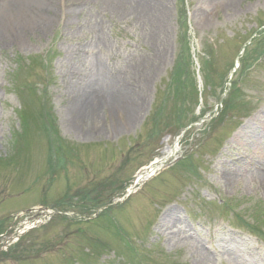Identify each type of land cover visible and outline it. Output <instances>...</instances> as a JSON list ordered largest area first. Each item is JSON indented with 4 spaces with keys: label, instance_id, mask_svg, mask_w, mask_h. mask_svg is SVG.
Returning a JSON list of instances; mask_svg holds the SVG:
<instances>
[{
    "label": "rangeland",
    "instance_id": "rangeland-1",
    "mask_svg": "<svg viewBox=\"0 0 264 264\" xmlns=\"http://www.w3.org/2000/svg\"><path fill=\"white\" fill-rule=\"evenodd\" d=\"M42 1L51 10L0 0V6L12 7L0 24V235H13L32 219L25 211L42 202L67 219L51 216L6 253L0 251V264H131L143 257L145 264H223L229 249L238 252L234 264H264V183L242 163L253 140H264V0H189L188 44L181 40V0ZM250 37L255 40L247 66L235 76L236 106L218 121L219 87ZM187 47L190 53L196 48L214 90L205 89L200 108L206 112L185 141L177 140L171 125L174 98L167 86L174 59L180 50L186 56ZM186 68L195 76L194 65ZM184 92L189 112H199L191 83ZM117 96L122 102L113 104ZM21 101L28 127L14 114ZM161 105L157 128L152 117ZM45 113L55 132L41 130ZM56 138L64 150L50 153L48 140ZM75 138L80 140L74 145ZM105 138L112 142L98 141ZM166 147L176 157H192L197 166L196 178L183 179V170L175 169L169 185L153 191L161 199L176 193L178 206L162 211L151 195L164 174L130 203L92 221L97 205L89 199L98 196L108 204L122 195L138 168L162 157ZM67 190L62 205L58 201ZM256 205L261 213L253 221L250 208ZM136 239L141 241L133 253ZM205 242L207 248L200 247Z\"/></svg>",
    "mask_w": 264,
    "mask_h": 264
},
{
    "label": "bare ground",
    "instance_id": "bare-ground-1",
    "mask_svg": "<svg viewBox=\"0 0 264 264\" xmlns=\"http://www.w3.org/2000/svg\"><path fill=\"white\" fill-rule=\"evenodd\" d=\"M26 2H31V3H33L34 2V4H38L39 6H40V9L41 10H47V11H49V10H51V9H47L45 6H47V4L46 3H44L42 0H14V6H16V4L15 3H20V4H22V5H24L25 6V4H26ZM2 6V5H1ZM0 6V16H4V15H8L9 14V12L11 11V9H12V7H11V5H9L8 3L6 4H4V6H2L1 7ZM10 15V14H9ZM41 21V20H40ZM0 23H1V19H0ZM38 23V22H37ZM38 25V24H37ZM88 90H90V88L88 89ZM87 90V91H88ZM95 94H93V97H94V95H96L97 96V93L96 92H94ZM110 96H111V94H110ZM97 97H99V95L97 96ZM115 98V100H113V104H119V103H121L122 102V100H121V98L120 97H114ZM113 98V99H114ZM112 98H110V100H111ZM95 103V102H94ZM93 103V104H94ZM116 106V105H115ZM114 107V106H113ZM123 108V111H125L127 114L128 113H130V110H128V107H122ZM114 109H116L115 107H114ZM112 111L110 110V112L109 113H111ZM110 116V115H109ZM257 145H259V144H257ZM165 152L166 153H168V150L166 149L165 150ZM161 163H163V161H161L159 164H161ZM147 177H148V175H147ZM228 252H229V254L230 255H232V258L234 259L235 258V256L237 255V253L238 252H235V249H231V250H228ZM237 262V261H236Z\"/></svg>",
    "mask_w": 264,
    "mask_h": 264
}]
</instances>
